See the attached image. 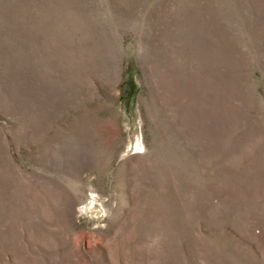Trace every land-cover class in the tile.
I'll use <instances>...</instances> for the list:
<instances>
[{"label":"rangeland","instance_id":"374dc122","mask_svg":"<svg viewBox=\"0 0 264 264\" xmlns=\"http://www.w3.org/2000/svg\"><path fill=\"white\" fill-rule=\"evenodd\" d=\"M0 264H264V0H0Z\"/></svg>","mask_w":264,"mask_h":264}]
</instances>
